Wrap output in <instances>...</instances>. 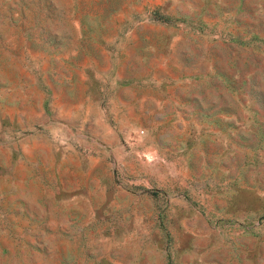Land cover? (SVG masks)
<instances>
[{
  "label": "rangeland",
  "instance_id": "rangeland-1",
  "mask_svg": "<svg viewBox=\"0 0 264 264\" xmlns=\"http://www.w3.org/2000/svg\"><path fill=\"white\" fill-rule=\"evenodd\" d=\"M0 264H264V0H0Z\"/></svg>",
  "mask_w": 264,
  "mask_h": 264
}]
</instances>
